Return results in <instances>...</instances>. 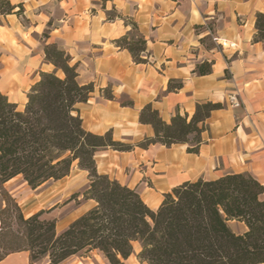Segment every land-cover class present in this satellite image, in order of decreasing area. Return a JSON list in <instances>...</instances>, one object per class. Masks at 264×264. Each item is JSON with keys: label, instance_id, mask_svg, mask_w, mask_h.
I'll return each instance as SVG.
<instances>
[{"label": "crops", "instance_id": "1", "mask_svg": "<svg viewBox=\"0 0 264 264\" xmlns=\"http://www.w3.org/2000/svg\"><path fill=\"white\" fill-rule=\"evenodd\" d=\"M8 2L13 13L0 15V49L8 52L3 58L19 66L18 79L28 81L30 89L40 73L54 71L45 61L44 45L62 49L76 66L77 82L94 87L87 102L76 106L91 134L111 132L114 141L136 144L153 137L151 126L138 121L147 104L165 123L177 112L191 117L197 103L223 105L206 120L197 154L186 153L185 145L100 150L95 155L99 174L135 189L151 210L173 187L199 178L248 173L264 187V42L253 41L255 15L264 13V0ZM19 8L20 16L14 14ZM133 33L145 40V63H135L115 44ZM202 62H212L210 74L194 72ZM56 75L61 77L59 71ZM170 81L182 88L168 91ZM107 90L113 100L104 98ZM23 96L11 102L23 107ZM121 100L132 106H122ZM230 226L235 233L245 230L239 223ZM0 264H29L28 253L11 254Z\"/></svg>", "mask_w": 264, "mask_h": 264}, {"label": "trees", "instance_id": "2", "mask_svg": "<svg viewBox=\"0 0 264 264\" xmlns=\"http://www.w3.org/2000/svg\"><path fill=\"white\" fill-rule=\"evenodd\" d=\"M13 10L8 0H0V15ZM21 12L19 8L14 14ZM254 27L253 41L264 42V13L255 15ZM115 44L126 49L135 63H145L141 35L133 33ZM43 52L54 71L39 74L21 109L0 93V261L26 252L29 264L43 259L46 264H60L95 252L107 264H126L133 255L141 264H264V187L250 174L183 182L163 194L159 206L151 210L135 189L97 172L95 155L105 149L130 152L185 145L186 153L197 154L206 120L223 105L197 103L191 117L177 112L165 123L147 104L138 121L151 126L153 137L136 144L117 142L111 132L98 136L84 130L76 106L87 102L93 85L77 82L76 66L69 65V56L55 44L44 45ZM211 67L212 62H202L194 72L205 76ZM181 88V82H169L168 91ZM103 93L114 99L110 92ZM120 104L132 106L129 100ZM73 166L87 173L88 183L71 200L80 196L93 206L60 233L54 220L42 218L43 211L25 217L4 188L20 177L36 189L68 176ZM231 222L245 230L235 233Z\"/></svg>", "mask_w": 264, "mask_h": 264}, {"label": "rangeland", "instance_id": "3", "mask_svg": "<svg viewBox=\"0 0 264 264\" xmlns=\"http://www.w3.org/2000/svg\"><path fill=\"white\" fill-rule=\"evenodd\" d=\"M4 52L3 49H0V93L7 96L10 102L21 101L24 99L23 95L26 97L29 91L27 88L29 82L24 83L18 79L19 66L10 62L9 59L3 58V55H8V52ZM8 84L10 85L8 86ZM103 96L105 98L106 94L103 93ZM125 101L121 100V102ZM141 169L145 168L141 166ZM87 183V174L80 172L73 166L68 176L56 182L48 181L36 189L28 187L20 177L7 182L4 188L17 202L25 217L43 211L42 218L54 220L56 232L60 233L68 224L83 214L86 209L93 206V203H83L80 196L75 200H71L73 195L83 192ZM1 208L2 203L0 201ZM232 228L235 231V228ZM135 252H138V248H135ZM46 262L47 260L43 259L35 264H46ZM60 264H107V262L94 252L87 257H73ZM126 264L141 263L133 255L127 260Z\"/></svg>", "mask_w": 264, "mask_h": 264}, {"label": "built area", "instance_id": "4", "mask_svg": "<svg viewBox=\"0 0 264 264\" xmlns=\"http://www.w3.org/2000/svg\"><path fill=\"white\" fill-rule=\"evenodd\" d=\"M212 41H213L214 43H217V44L220 45V46H223L222 43H219V39H218V38H212ZM230 103H231V105L234 106V107H237V106H238V103H237L235 97H231V98H230Z\"/></svg>", "mask_w": 264, "mask_h": 264}]
</instances>
